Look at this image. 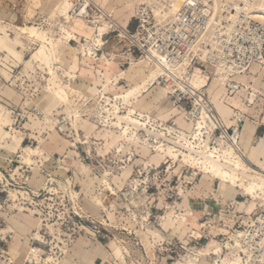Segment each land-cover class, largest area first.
Instances as JSON below:
<instances>
[{
  "label": "rangeland",
  "instance_id": "rangeland-1",
  "mask_svg": "<svg viewBox=\"0 0 264 264\" xmlns=\"http://www.w3.org/2000/svg\"><path fill=\"white\" fill-rule=\"evenodd\" d=\"M84 1L21 0L56 2L51 25L15 26L0 21V101L3 94L13 96L14 89L23 96L24 106L31 107V131H28L24 129L28 120L18 114L19 109L7 108L0 102L2 127L7 133L13 132L11 136L0 137V264L82 261L77 253L71 259L68 257L70 244L80 237L104 245L108 256L99 264H153V261L154 264H238V247L228 244L229 239L234 231H244V222L249 223L264 213V196L252 199L230 184L224 190L222 180L203 176L194 165L157 156L155 147L160 143L172 146L159 136L175 139L183 134L190 139L196 132L192 125L190 132L181 127V123L190 124L194 111L192 99L177 103L168 91L160 109L147 113L150 108L138 106L158 84L152 83L148 63L143 62L148 55L141 54L136 43L130 40V35L143 34L131 33L134 28H129V32L128 21L135 16L150 17L153 24L159 19L167 21L186 0H98L122 1L120 10L114 14V20L116 16L122 18L120 24L116 20L110 24L103 21V13L90 18L101 12L95 5L88 7L89 12L82 18H76L80 12L74 15L72 11L78 2ZM89 1L90 4L97 2ZM139 7L146 12L141 14ZM158 8L165 17L155 15ZM30 27L42 32L49 41H63L68 46L66 58L62 53L53 54L48 44H45L46 56H37L36 48L41 43L31 35ZM75 28H89V33L99 30L95 37L110 34L115 38L121 55L106 58L123 66L113 84H108L106 72L100 68L105 57L97 56V47L77 53L66 42L67 34L71 36ZM115 29L118 32L112 33ZM2 38L23 39L27 46L18 52H8ZM70 38L75 44V39ZM81 57L97 62V66L88 64L95 77L78 74ZM200 69L195 72L196 86L208 90L220 72L216 74L215 69H209L204 76L213 78L210 82L201 78ZM1 80L7 81L3 85L12 89L6 87L3 91ZM162 85L165 87V83ZM216 88L208 92L212 100L214 94L217 97L221 92ZM239 92L247 95V100L253 95L251 88L247 91L244 87L228 95L235 97ZM94 95L96 99L92 100ZM258 95H253L256 100L251 106L241 101L245 111L254 107L256 111L264 110V97L257 98ZM116 116L141 119L159 136H149L128 126V136L133 132L137 136L132 135V141L127 143L123 129L127 124L123 123L120 128L119 122L113 119ZM244 123L243 120V127ZM48 132H57L67 141V150L62 156H54V161L38 139H45ZM221 136L220 130L212 133L213 147L225 148V144L220 145ZM52 162L54 168L45 169ZM9 166L11 172H3ZM129 169V175L125 176ZM87 175L96 183L93 196L83 192ZM31 250L37 251L38 257ZM80 251L83 252L82 247L78 254ZM50 257L52 261L48 262Z\"/></svg>",
  "mask_w": 264,
  "mask_h": 264
},
{
  "label": "bare ground",
  "instance_id": "bare-ground-1",
  "mask_svg": "<svg viewBox=\"0 0 264 264\" xmlns=\"http://www.w3.org/2000/svg\"><path fill=\"white\" fill-rule=\"evenodd\" d=\"M196 1L197 0H186L185 2ZM208 1L210 0H204V4L208 5ZM229 1L237 2L236 4H234L235 8L237 9V12L225 16L220 10L221 4L224 2H219V0H212V11L210 13L207 26L208 33L212 34V32L216 29L217 26L223 25L222 22L226 19H229L230 23L226 27L225 32L229 33V31H231L238 25V20H240V15L243 12L245 13L246 17H249L251 19L253 18L258 22L264 24V0ZM240 2H244V6H241ZM183 5L184 3L177 9V11L175 12V14H173L172 17H174L178 12L181 11ZM89 6L90 1L86 0L76 7L75 11L77 10L76 13L80 12L78 16L82 17L83 15H86L88 13ZM99 9L102 12V9ZM138 10L141 14L146 12L145 9L140 7L138 8ZM155 15H163V17H165L164 14L161 12L160 8L155 9ZM142 18L143 19L141 20L143 21L144 28L148 31L149 36L130 35V40L134 44L136 43V46L140 50H142L145 56L148 55V58L145 59L143 62L148 63L147 66H149L148 68L150 72L148 76L152 83H156L158 84V86H156L155 90L151 91L149 95L138 104V106L141 105L145 110H148L154 103L163 100L164 97H167L168 91L169 96L175 98H178L181 94H187V96L193 100L194 111L192 112V116H190V124L185 125L181 123V127H186L189 132L192 131L191 128L193 127V129H196V132L193 133L190 139L186 138V136H184L183 134L182 136L175 137V139H169L164 135L159 136L152 129H149L147 122L144 123L140 121L141 119H124L120 116H116L113 119L119 122L118 124L120 125V128H122L123 123L127 124V128L123 127V129H125L127 143L132 141V135H134L135 137L137 136L136 132H133L132 135L128 136V126H133L137 130L143 131L149 136H159L160 138H163L165 139V141H168L172 144V146H169L164 145V143H160V145L155 147L157 156H159L160 158L166 156L172 159L173 161H179L180 159V162L185 165H194L203 176H211L212 179L222 180V188L224 190L227 189L226 184H230L232 187L243 190L246 196H250L252 199L260 197L261 194L264 196V173H260V169L264 168V139L258 145L254 146L250 152H242L237 146L239 126H236L235 128L232 127L234 129V135L229 134L226 131L228 128L221 121V118L217 114L215 107L212 104L211 96L207 94V91L204 88H198L196 86L195 70L200 67L193 65L191 63L190 58H187L182 62H178L169 60L164 54H161L159 50L156 49V46L153 41V30L150 28L154 25L152 23V18H146L145 16H142ZM159 22L162 21L159 19L157 23L159 24ZM29 31L31 35L36 39V41L41 43L35 53L37 56H46L47 46L45 44H48L50 45L53 54L57 55L58 53H62L63 55L65 54L64 56L62 55L63 58H66V50L68 46L63 41H49L46 35L38 31L34 27H30ZM128 34L129 33H127V35ZM1 40L4 46L6 40H4L3 38ZM12 41L17 46L26 45V42L23 39L15 38ZM206 65L207 68L215 69L216 74L220 72V76L215 77L216 81H213L212 85L215 87H225L229 78L226 74L224 75L223 69L221 67L214 68L208 66V64ZM109 67L112 69V74H114V76L118 75L122 71L120 67L114 63H109ZM239 77L243 78V84L246 85L248 83V75H239L235 78ZM257 77L255 76L254 79ZM263 78L264 72L260 74V76L257 78V81H261ZM162 83H165V87H162ZM254 90L259 92L256 89ZM65 96H68V94H66ZM150 96H153L152 101L150 103H146L147 99ZM174 104H176V102ZM165 107L166 109L170 108L169 105ZM2 119L3 118H0V137L3 138V136H11L10 133L5 132V130L3 129ZM217 130H222V136L220 137V139L222 138V140H220V145L225 144L224 149H218L215 146L213 147L211 144L213 138L212 133L216 132ZM197 140L199 143H195V141ZM45 159L48 160L49 156H45ZM30 160L31 159L29 158V161ZM130 170L131 169L127 170L124 175H129ZM83 190L86 196H93L96 190V183L94 181V178H92L90 175L86 176V181L83 185ZM260 215L256 218L258 219V222L262 221ZM256 219L251 220L249 223L244 222V224L247 226H255L257 223ZM238 234L240 235L237 236ZM229 240L230 242H228V244L233 243L232 245H236L238 247L237 249L240 253V256L237 257L238 264H252L251 262L253 256L252 252L249 250L250 244L248 243L247 232L238 230L234 231L232 238H230ZM30 252L35 257H38L37 251L31 250ZM50 261H52L51 257L48 258V262Z\"/></svg>",
  "mask_w": 264,
  "mask_h": 264
},
{
  "label": "crops",
  "instance_id": "crops-1",
  "mask_svg": "<svg viewBox=\"0 0 264 264\" xmlns=\"http://www.w3.org/2000/svg\"><path fill=\"white\" fill-rule=\"evenodd\" d=\"M96 1L97 2H91L90 6L95 5L97 8L98 7L101 9L103 8L102 12H99L100 10H98L99 15H95V16H90L88 14L90 18L93 19L96 17H100L101 16L100 13H103V21L108 22V24H110L111 22H115V20L119 24L123 22L122 18H120L119 16L118 17L116 16L114 20V14L118 12L120 10V7L122 6L121 2H98V0ZM80 4L81 3L78 2L75 6L77 7ZM55 5H56V2H21V0H0V21L5 22L10 25H15V26H24L26 24L39 25V24H44V23H47V25H51L52 22H54L53 21L54 19H51V12L53 11ZM75 8L73 9L72 12L74 13V15H77L76 13L77 10L75 11ZM76 18H82V17L77 16ZM132 23H133V20L131 18V20L128 21V24H127L128 25L127 29L129 32H131L129 28H134L133 32L136 29V23H133V24ZM88 29L89 28L73 29V32H70L71 36L67 34L66 42L69 45H71L73 50L76 51L77 53H84L86 51H90L92 47H97L98 49L95 50V53L97 54V56L105 57L102 59V61L104 62H103V65L100 66V68L104 69V71L106 72L108 84H113L115 81H117V78L116 76H114V74L112 75V69L109 67V63H114V62L109 61L106 58V56L110 58L112 54H116L117 56L121 55L119 54V50L116 48L118 47V44L115 43V38L110 36V34H107L101 37H95V34L99 30L97 32L93 30L92 32L89 33ZM117 32L118 30L115 29L113 30L112 33H117ZM80 33H83L85 36H82ZM70 37H73L75 39V44L70 42L71 40ZM3 39L6 40L5 38ZM5 42L6 43L4 44L3 47L8 52H18L25 47V46H17L12 40L10 41L6 40ZM79 46L81 50H79ZM99 61H101V59H99ZM88 64L97 66V62L94 59L87 60L86 57L85 59L84 57H81V63H80L78 74L82 77L93 78L95 77L94 70L90 69ZM122 66L123 64L120 63L121 70H122ZM209 69L211 68H207V71L204 72L201 68L200 72H201L202 79L204 80L206 79L207 81L209 80L211 82L212 79L210 80L206 78V76H204L208 73ZM16 70L18 69H14V71ZM263 72H264V69H261L259 66H254L249 73L244 75V76L248 75L249 77V81L246 85L243 84V80L239 81L238 78L237 79L235 78L234 81L240 83L242 87L247 89V91L249 88H251L253 95L255 93L259 94L257 98L262 97V96L264 97V78L261 81H257V78ZM255 76L256 77L258 76V77L254 79ZM15 77L16 76H14V78ZM196 77H197V73H195V79ZM239 78H242V77H239ZM124 80L127 81L126 79ZM19 81L20 80H17V82ZM4 82L7 83V81L1 80L3 91H6V87H9L10 89H12L10 86L3 85ZM208 84L206 86H208ZM210 84L211 86L208 88V90H206L207 94H209L208 92L212 91L216 87H219L221 89V92L217 95V97H215V94L213 95V100H212V104L214 105L217 114L221 118V121L225 124L227 128H232V127L235 128L236 126L240 125L239 131H238V137H237V141H238L237 146L238 148H240L242 152L243 151L246 153L250 152L254 146L258 145L264 139V110L256 111L254 107L252 111H249V112L245 111L243 107V103H241V101L244 100V102H247L248 106H251V103H254V100H256V98L253 97V95L249 94L250 96L247 100L246 97L248 96L247 95L245 96L244 93L239 92L238 95H236L235 97L233 95V97L231 98V96H228L229 90L225 91V89H227L226 87H221V86L215 87L212 85V82ZM247 86H249V88H247ZM254 89L258 90L259 92L255 91ZM12 91H13L12 92L13 96L9 97L3 94L1 96L2 102L1 101L0 102L7 108H10L11 106L18 108L20 110V111L18 110V114L22 115V117L23 116L26 117V119L28 120L24 124V129L31 131V107L24 106L25 100L23 96H21V94H18V92H16L14 89H12ZM243 92H246V91H243ZM248 93L249 92H247V94ZM224 94H227V95H224ZM91 98L92 100L96 99V95L92 96ZM160 104L162 105V102L160 101L154 103L150 107V109L147 111V113L151 112L152 109H156V108L160 109ZM146 118H150V116H146ZM243 120L246 123V124L244 123L245 124L244 127L242 124ZM3 122H4V119H2V124ZM240 127L241 128L243 127L241 131H240ZM10 134L13 135V132ZM47 134L48 136L45 139H42L40 137H38V139L42 140V145L45 151L50 154V156L52 157L54 161V156H62L67 150V141H65L57 132H48ZM23 145H28V144L23 142ZM42 157L44 158L43 154H42ZM52 168H54V162L48 165L45 169H48L50 171V169ZM11 170H12L11 166H9L8 170H3V172L8 171V173H10ZM260 173L261 174L264 173V168L260 169ZM10 180L12 181V179ZM84 207L87 209V211L89 210L87 206H84ZM88 212L90 213V211ZM81 247L83 248V252L80 251L81 254H78V251L80 250ZM76 253L79 259H81L82 261H75L74 263L72 261L71 263L73 264H99V261L104 262L105 261L104 257L108 256L107 253L105 252L104 245L101 242H94L91 239L84 238V237H80L76 239L75 241L73 240V243L70 244V254L68 256L69 259H71ZM152 256L154 255L151 254V257ZM124 259H126V257H124ZM122 263H125V260L122 261ZM153 264H154V261H153Z\"/></svg>",
  "mask_w": 264,
  "mask_h": 264
},
{
  "label": "built area",
  "instance_id": "built-area-1",
  "mask_svg": "<svg viewBox=\"0 0 264 264\" xmlns=\"http://www.w3.org/2000/svg\"><path fill=\"white\" fill-rule=\"evenodd\" d=\"M223 2L220 10L225 16L237 12L234 5L237 2ZM208 3L204 4V0L184 2L181 11L170 20L151 26L154 44L169 60L182 62L190 58L193 65L205 70L206 64L214 68L221 67L229 78L225 87L229 92L239 91L242 86L234 81L236 76L249 73L254 66L264 69V24L246 17L243 12L238 25L229 33L225 32L230 23L226 19L223 25L217 26L210 34L207 26L212 2ZM240 3L241 6L245 4ZM90 9L93 11L94 8ZM132 20L136 23V30L131 33L141 31L143 35L149 36L139 17L135 16ZM137 50L142 54L141 50ZM176 99L177 103H185L189 97L181 94ZM226 131L234 135L233 128ZM260 216L261 222L256 219L255 226L245 225L244 229L253 256L252 264H264V213Z\"/></svg>",
  "mask_w": 264,
  "mask_h": 264
}]
</instances>
